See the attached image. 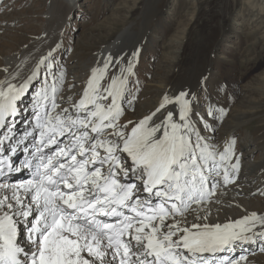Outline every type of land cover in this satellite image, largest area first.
<instances>
[{
  "label": "snow or ice",
  "instance_id": "snow-or-ice-1",
  "mask_svg": "<svg viewBox=\"0 0 264 264\" xmlns=\"http://www.w3.org/2000/svg\"><path fill=\"white\" fill-rule=\"evenodd\" d=\"M59 47L22 83L0 80V264H247L246 255L231 254L264 243V215L187 221L193 205L212 201L217 177L234 182L239 158L228 162L235 140L222 151L207 143L186 92L165 95L155 111L122 123L125 104L136 99L128 87L131 59L123 66L105 57L78 100L60 97L64 73L53 71ZM41 65L46 77L33 94L32 121L17 138L20 101ZM22 146L26 155L16 164ZM25 171L27 179L13 180Z\"/></svg>",
  "mask_w": 264,
  "mask_h": 264
},
{
  "label": "rangeland",
  "instance_id": "rangeland-1",
  "mask_svg": "<svg viewBox=\"0 0 264 264\" xmlns=\"http://www.w3.org/2000/svg\"><path fill=\"white\" fill-rule=\"evenodd\" d=\"M125 28L130 34L111 56L122 65L133 60L135 74L128 87L136 99L131 106L125 104L121 122H134L135 113L155 111L164 88L178 87L192 67H199L193 64L197 56L207 57L206 73L194 82L198 90L190 97L193 122L203 137L220 132L212 144L216 148L235 140L233 151L246 173L234 182L246 184L249 192L244 194L235 185L228 188L232 182L222 191L218 187L212 201L204 205L210 211L241 212V201L246 200L253 211H264V174L259 175L264 173V0H75L71 8L63 0H0V70L6 67L5 56H20L24 51L37 55L41 47L37 41L50 40L52 33L55 44L44 48L45 57L59 44L53 53V71L64 73L59 96L74 95L75 101L90 76L85 66ZM32 47L38 50L32 52ZM45 68L25 93L26 104L46 77ZM209 110L214 115H208ZM163 115L166 112L158 114ZM234 212L231 216H238ZM262 248L264 243L256 240L237 258L246 255L248 264L257 256L264 264Z\"/></svg>",
  "mask_w": 264,
  "mask_h": 264
},
{
  "label": "bare ground",
  "instance_id": "bare-ground-1",
  "mask_svg": "<svg viewBox=\"0 0 264 264\" xmlns=\"http://www.w3.org/2000/svg\"><path fill=\"white\" fill-rule=\"evenodd\" d=\"M63 2L69 8H71L72 5L75 4V0H63ZM52 20H54V19H52ZM48 22H49V20H48ZM129 32L130 31L128 29H126V28L123 29L112 40H110L108 42V44H106L105 46H102L97 51V53L95 55V61L93 63H91V65L85 66L86 71L88 73H90L92 68L102 65L104 58L112 54V51L118 46L119 41H121V39L124 38L125 35L130 34ZM51 37L52 38L50 40H46V41L43 40L44 42L43 41L41 42V40L38 39L39 41H37L36 45H38L40 43L39 45H41V47H40L39 50L32 47L33 48L32 52H35V51L38 50V52H37V55H38V53L42 49H44L46 46H50V47H48L50 49L51 46L55 44V41L52 40L53 39L52 33H51ZM33 45L35 46V44H33ZM135 47L138 48L139 46L137 45ZM214 47H216V44H213L212 48H214ZM133 50H134V48H133ZM28 52L24 51L20 56H18V55L17 56H11V55L5 56L4 65L6 67L4 69H7V71L5 72L4 69L2 71L0 70L1 71L0 72V80L11 79L13 83H17V84L22 83L29 75H31L32 71L35 70L37 63L41 60V58L46 56V49L43 50V53L38 58H37V55H34L33 57L30 56L31 53H28ZM206 60H207V57L200 58V57L197 56V58L195 59L193 64L198 63L199 67L196 70H194V67H192L182 77V79L180 78L181 81H180V85L178 87H170V86L165 87L164 88L165 90H163L161 92V94H160L161 97H164L165 95H167L169 97H174L175 95H179L181 92H186V93L190 94L189 97H188L190 99V97L193 96V94L196 92V90H198L197 88L193 87L194 82L197 79L203 77L205 75V73H206V70H207V67H208V62L206 63ZM127 63L125 62L123 64V66H126ZM44 66L45 65H41V68H43ZM41 68H40V70H41ZM13 77H15V79H12ZM81 93H82V90H80L79 96H78V98L76 100H78L80 98ZM68 94H70V93H68ZM67 97H68V95L65 96L64 98H67ZM72 97H74V95ZM161 97H160V99H161ZM32 100H33V98H32ZM26 101H27L26 98H24V96H23L22 100L20 101V109L21 110L19 112V115L15 118L16 122H17L16 123L17 138H19L20 136L23 135L24 131L30 126L31 121H32V119L26 118L28 116V114H30L32 112V101H31L30 104H26ZM58 102L61 103V107H70V105L68 103H64L62 101H58ZM192 106H193V110H194L193 101H192ZM137 108L140 109L141 107H137ZM28 110H30V111L28 112ZM136 111L137 110H135V112ZM24 112H25V114H24ZM135 114L132 117V118H136L134 120V122L138 121L140 118L145 116L143 113H137L138 114L137 116ZM31 117H32V114H31ZM160 118H163V117L160 116ZM27 120H28V122L25 123ZM232 125L235 126L236 124H232ZM233 126H228V127L232 128ZM2 132H3V130H0V134H2ZM219 133H215L213 136L209 135L208 137H206L207 143L212 145L214 143V141L216 140V138L218 139L221 136V134L219 135ZM209 137H210V139H209ZM25 143H27V142H25ZM224 147H225V145H223V143H222L221 145H219L217 147V149L219 151H222ZM22 148H23V146L20 147L18 149L16 155L12 157L13 162L16 163V164H18L17 154L20 155ZM237 149L238 148H236V150ZM236 154H237L236 151H234L233 160L229 161L228 162L229 164L235 163L234 160L236 159V157H235ZM244 173H246L245 170L239 168V171L232 173V175L238 177L239 175L244 174ZM263 174L264 173H259V175H263ZM15 175L21 177L23 174L22 173H16ZM217 179L219 181H222V179H220L219 177H217ZM235 180H237V179H235ZM234 185L237 186L238 189H240L244 194H247L249 192V189H247V187H245L247 185L244 184V183H235L233 185H230V186L226 185V186H229L228 188H230V187H232ZM220 186L226 187L223 184V181H222ZM222 187L219 188V191L223 190ZM225 190L227 191V189H225ZM217 199H219V202H221V200H222L221 198H217ZM246 202H247L246 200L241 201V204H243V205H241L242 206V211L241 212H234V210H230V209H222L221 212H218V211H216L214 209H212L210 211L209 207L207 208V207H205V205L200 207V208H197V206L194 205L193 208L195 209V211L194 212L190 211L187 214L188 224L189 225L191 223H210V224L220 223V224H224V223L239 219V218H241V217H243L245 215H248V214H250L252 212H256L257 214L264 215V211H253L251 209V205L250 204H248V207H247L246 206ZM232 212H234L238 216H231ZM197 215H199L201 217V219L197 220L196 219ZM204 216H207V220L203 219ZM252 246H253V243L244 244L242 248H237V251L232 253L231 255H233V256H235L237 258V254H240V253L245 252V251H249V249ZM225 254H227V253H225ZM259 261H260V257L256 256V257L250 258L248 264H254V263L260 264Z\"/></svg>",
  "mask_w": 264,
  "mask_h": 264
}]
</instances>
